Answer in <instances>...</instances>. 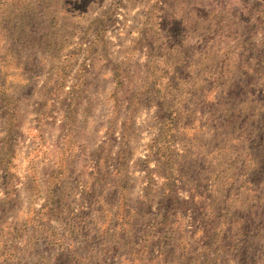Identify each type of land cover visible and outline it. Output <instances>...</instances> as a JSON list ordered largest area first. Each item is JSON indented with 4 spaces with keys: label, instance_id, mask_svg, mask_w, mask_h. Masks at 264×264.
Masks as SVG:
<instances>
[{
    "label": "rangeland",
    "instance_id": "rangeland-1",
    "mask_svg": "<svg viewBox=\"0 0 264 264\" xmlns=\"http://www.w3.org/2000/svg\"><path fill=\"white\" fill-rule=\"evenodd\" d=\"M0 264H264V0H0Z\"/></svg>",
    "mask_w": 264,
    "mask_h": 264
}]
</instances>
